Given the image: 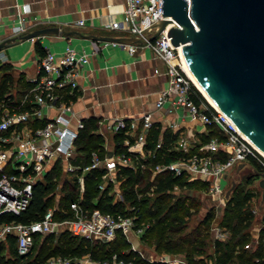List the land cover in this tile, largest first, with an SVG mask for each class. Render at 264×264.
Masks as SVG:
<instances>
[{
	"label": "built area",
	"instance_id": "1",
	"mask_svg": "<svg viewBox=\"0 0 264 264\" xmlns=\"http://www.w3.org/2000/svg\"><path fill=\"white\" fill-rule=\"evenodd\" d=\"M122 10L120 18L111 16L103 25L105 29L119 33L117 37H145L154 31L155 25L167 17L161 13L162 0H121ZM29 13L26 5H21L16 13L15 23L11 28V36L24 35L28 30L25 25L24 14ZM83 20H78L76 26L82 27ZM169 25L162 30L152 41L144 43L123 44L109 42L113 46L121 47L128 54L133 55L141 49H148L163 64L162 71L154 69V74L162 75L165 84L158 93L155 107L165 114H175L181 118L188 117L195 120L208 133L214 129L216 136L206 143L195 138L179 136L170 150L182 153L194 152L188 157L173 160L168 163L155 165L158 171H170L175 176L188 174L192 179L207 181L209 191L213 195H221L222 181L228 175L230 168L239 170L248 166V159H255L264 172V157L254 146L234 128L232 122L216 111L207 103L196 105L190 98L193 91L191 81L186 77L181 62L178 47H173L168 37ZM66 45L60 54L46 50L43 56L36 60V75L29 79L31 86L27 90L20 105L7 108L5 99L0 100V216L2 214L18 215L22 212L30 199L32 185L43 178L56 160L67 163L66 169L76 168L70 163L74 154V141L83 128V121L76 120L71 127L73 112L71 97L77 96L79 90L78 77L88 58L84 52L70 46V40L65 37ZM11 39H9V42ZM8 58L4 49H0V65L6 64ZM29 108L22 109L21 106ZM43 121V125L33 127L34 122ZM154 125L150 113H144L138 118H115L104 124L106 131L116 133H136L134 143L126 141L123 144L129 154L112 153L109 158H100L94 151L90 155V164L83 170L103 168V178L109 177L111 172H117L120 167L132 168L133 160L138 163L150 155L144 150L146 132ZM101 134L100 130L96 131ZM159 137L155 148H160ZM140 166H143L139 162ZM160 171V172H161ZM110 178V177H109ZM257 184H258V179ZM80 191H83L82 178ZM103 191L105 184H99ZM71 217L56 219L54 216L57 207L46 209L42 217L28 224L17 222L0 223V244L5 249L1 253L5 257L7 239L13 237L15 250L18 256L31 253L36 236L41 239L48 235L57 236L62 232L77 238L91 241H112L117 232L130 244L129 250L136 253L147 263L159 264H190L183 258L146 257L129 238L134 232V218L124 214L102 213L97 209L91 211L83 208L80 202L69 205ZM263 210L259 207L258 210ZM259 212V211H258ZM253 212V214L258 213ZM261 212V211H260ZM250 233V241L244 249L253 250L259 240L264 241V211L261 214L259 227L255 234ZM254 233V232H253ZM222 231L216 230L215 241H224ZM258 259H256L257 261ZM264 261V259H263ZM74 264H139L132 261L114 260L110 263L93 261L88 255L74 258ZM197 262V261H195ZM54 261H52V264ZM70 259L63 258L58 264H69ZM216 264L215 258L205 263Z\"/></svg>",
	"mask_w": 264,
	"mask_h": 264
},
{
	"label": "trees",
	"instance_id": "2",
	"mask_svg": "<svg viewBox=\"0 0 264 264\" xmlns=\"http://www.w3.org/2000/svg\"><path fill=\"white\" fill-rule=\"evenodd\" d=\"M34 52L40 57L43 56L45 50L40 45L38 41L34 42ZM31 86V83L24 79L23 74H18L17 76L13 75L11 72V66L9 64L0 65V100L5 99V105L7 108L11 109L12 107H17L20 105L21 100L26 94L27 90ZM202 95L193 88L192 93L189 98L196 104L201 105L202 103L206 104L205 99L201 97ZM73 100V97H71ZM22 109L29 108L28 105L21 106ZM43 121L34 122L33 127L37 125H43ZM97 120L90 117L83 120V128L79 131L77 138L74 141L75 150L77 154L73 159H70V163L76 168L73 171L74 178L72 181L66 180L63 181L62 189H65L67 193L62 194L58 200L57 210L54 212L56 219H63L71 217V211L69 205L73 202H80L84 209L93 210L97 209L102 213L117 214L124 213L123 202H117L115 204L111 203V197L104 192H99L98 184L100 178L104 173V169H89L84 174V190L78 195V183L76 177L83 173V168L90 164V154L92 151H98L99 157L102 158L103 155V137L96 132L97 129ZM124 131H117L112 139L114 140L113 153L115 154H129L127 148L123 145L122 141L124 138ZM179 133H173L169 128L164 129L160 132L158 125H153L146 132V142L144 145V150L150 151L151 155L145 157L144 160L139 161L143 167L138 166L135 171L127 167H120L117 171V174L123 176L124 189L122 191V196L124 202H129L133 206L138 216L135 219L136 225H139V222L145 216H151L156 212L161 205L165 204L168 201L169 194L166 193L174 185L184 184L185 174L175 176L170 171H161L149 181V169L154 167L159 163H168L182 157L190 156L194 150L189 151V153H182L181 151L170 150L173 147V144L176 142ZM217 133L214 129H209L208 133L201 135L200 141L206 143L210 140L211 137L216 136ZM159 137L161 138L160 148H155L156 143L158 142ZM131 143V139H129ZM253 159V158H251ZM255 161V159L253 160ZM61 160H56L47 173L43 176L41 180L36 181L32 185L31 196L26 208L20 212L18 215L13 214H2L0 216V223L3 222H17L22 224H28L33 221L39 220L46 209L51 205V197L49 194L54 191L57 184V176L59 174L56 171L61 167ZM257 164V163H255ZM253 172L252 174L246 177V182L249 184L252 181L256 180L257 177L254 175L257 172H261V166L258 163L257 167L254 164H248ZM72 175V174H71ZM198 182L201 186H208L207 181ZM153 190L155 197L152 199L150 209H141V205L145 202H149L150 198L148 195L149 190ZM97 194V196H96ZM252 198L251 193H245L243 189L234 191L226 199V204L224 207V214L221 220V227L225 228L230 232L229 239L227 241H215L214 243V253L216 255L215 263L216 264H232V261L235 264H264V241L259 240L258 244L253 250L244 249V245L250 241V233L248 228L251 225L253 220V213L250 209L247 208L248 202ZM175 203H182L181 200H177ZM174 203V204H175ZM120 207V208H119ZM119 208V209H118ZM173 206H169V209L172 210ZM183 209V208H182ZM214 213L212 211L208 212L205 215L203 221L197 226V228L187 233L185 236L179 238V242L167 241L166 244L162 242L165 238V227L162 225L164 219L161 218L157 222L160 224L161 228L157 229L155 226H151L145 232L147 233H156L160 244H157L155 247L156 250L160 251L162 249H169L171 247H178L184 243H194L196 242V235L200 234V227L205 226L212 218ZM198 229V230H197ZM57 242L59 244L53 246L52 248L44 247L41 249L40 253L36 254L35 258H32L29 263L25 264H42L41 254H43L47 249L48 256L51 258L53 256H61L67 259L70 258H79L85 255H88L89 258L96 262L101 263H110L114 260H122L124 262L132 261L133 263L139 264H159V263H147L142 260L136 253L132 251L123 252V248H128L129 244L125 238L117 232L114 239L109 242L105 241H91L89 239L77 238L70 236L66 232H62L57 235ZM41 239L39 236L35 237L34 246L31 253L26 256H18L15 250V241L13 237L7 239V250L11 257L4 258L1 255L5 249L3 244H0V264H20L22 260L28 258L35 248L37 240ZM54 239V235H48L42 240L50 242ZM76 239L79 241L74 245ZM163 245H162V244ZM45 249V251H43ZM201 254V252H198ZM256 259H258L256 261ZM190 264H197L199 262H192L189 260ZM69 264H74L70 261Z\"/></svg>",
	"mask_w": 264,
	"mask_h": 264
},
{
	"label": "crops",
	"instance_id": "3",
	"mask_svg": "<svg viewBox=\"0 0 264 264\" xmlns=\"http://www.w3.org/2000/svg\"><path fill=\"white\" fill-rule=\"evenodd\" d=\"M21 5L29 8V13L23 15L25 25L29 27L26 33L58 26L83 34L118 36L103 25L110 16L120 18L121 0H0V42L13 38L11 28ZM80 19L84 23L82 27L76 26ZM65 37L44 35L32 40L17 39L14 43L8 42L3 49L13 75L23 74L26 81L36 75V60L39 56L34 52L35 41L45 51L60 54L67 44ZM67 37L70 46L84 52L88 58L78 77L77 96L71 102L74 114L71 127H74L76 120L83 121L92 117L97 120L96 131L100 130V135L104 137L105 133H112L104 129L107 121L115 118H138L144 113H150L160 132L169 128L173 133L178 132V137L200 140L204 129L195 120L165 114L155 107L165 78L154 74V69L162 71L164 64L151 51L141 49L130 55L109 42L74 35Z\"/></svg>",
	"mask_w": 264,
	"mask_h": 264
},
{
	"label": "water",
	"instance_id": "4",
	"mask_svg": "<svg viewBox=\"0 0 264 264\" xmlns=\"http://www.w3.org/2000/svg\"><path fill=\"white\" fill-rule=\"evenodd\" d=\"M160 20L145 37L83 34L58 26L13 37L79 36L123 44L152 41L168 25V37L191 76L222 114L264 154V0H162ZM9 41H1L0 49ZM244 166L238 164L236 171ZM264 201V172L254 174ZM234 182L225 193L228 199Z\"/></svg>",
	"mask_w": 264,
	"mask_h": 264
},
{
	"label": "rangeland",
	"instance_id": "5",
	"mask_svg": "<svg viewBox=\"0 0 264 264\" xmlns=\"http://www.w3.org/2000/svg\"><path fill=\"white\" fill-rule=\"evenodd\" d=\"M114 34H119L115 32ZM193 85V84H192ZM196 90L197 88L193 86ZM199 92V90H197ZM200 95H202L199 92ZM203 97V96H201ZM204 98V97H203ZM205 99V98H204ZM205 102L210 105L206 99ZM211 106V105H210ZM212 107V106H211ZM115 133H105L103 140H104V146H103V155L102 158H109L111 157V154L113 153V146H114V140L112 139V136ZM123 135L126 138L123 139L122 143L125 144L126 141H129L131 139V143H134V140L136 139V133H123ZM179 139V138H177ZM177 142V140H176ZM175 142V143H176ZM174 143V144H175ZM173 144V146H174ZM75 147V146H74ZM94 152V151H92ZM91 152V153H92ZM98 154V151H95ZM78 153L76 152L74 148V154L75 157ZM79 155V154H78ZM91 155V154H90ZM99 155V154H98ZM151 155V154H150ZM73 159V158H71ZM70 160V159H69ZM254 159L249 158L248 164H254L257 167L258 162ZM61 167L57 169L56 171L59 174L57 176V184L53 192L49 194L51 197V205L49 208L57 207L58 206V200L59 197L67 193L65 189H62V183L65 181V179L72 181V179L75 177L73 174V171H68L66 169L67 163L60 162ZM257 163V164H255ZM133 167L131 170L135 171L137 169L138 163L136 160H133ZM141 168L143 166H140ZM98 169H103L98 168ZM149 181L153 179L155 174L159 173L158 169L154 167H150L149 169ZM87 172V170H83V173L78 175L76 178V181L78 183V195L83 191H80L81 181L83 183V190H84V174ZM253 170L248 165L245 166L244 169L236 171L235 168H230L228 175L225 177V180L222 181L223 185V191L221 192V195H213L209 191V187L201 186V184L198 182L197 179H192L188 174H185L184 178V184H177L174 185L171 189L166 191L167 194H169L168 201L161 205V207L153 213V215L145 216L140 222L139 225H136L134 223V232L130 235V239L132 240L133 244L136 245L140 250L146 255V257H160L161 255H164L166 257L170 258H183L188 261L191 260L192 262H206L209 259H213L216 257L214 253V243L215 240L214 235L215 231L219 230L222 231V234L224 237V241H227L230 236V232L226 230L225 228L221 227V220L224 214V207L226 204L225 199V193L226 191L231 187V183L234 182V188L232 189L230 195L239 189H243L245 193H251L252 198L248 202L247 208L250 209L253 212H258L253 214V220L251 222L250 227L248 228V231L251 232V234H255V231L259 227V221L261 219V214L264 211V203H262V192L257 184V180H254L248 184L246 182V177L250 174H252ZM72 174V175H71ZM110 177V178H109ZM109 177L103 178L101 176L99 184H105V189L101 191L99 188V192H104L108 196L111 197V203H121L123 202V209L124 214L134 218H138L136 215L137 210L129 204V202H124L122 191L124 189L123 182V176H120L117 174V172H111L109 174ZM75 179V178H74ZM98 184V185H99ZM97 196V194H96ZM148 198H150L149 202H145L141 205V209H150L151 208V202L152 199L155 197V193L153 190L148 191V195H146ZM177 200H181L182 203L178 205V203H175ZM175 203V204H174ZM169 206H173L172 210L169 209ZM259 207H262L263 210H258ZM118 208V209H119ZM183 208V209H182ZM212 211L214 213L213 218L205 225L200 227V234L199 236L196 235L195 239L196 242L194 243H184L181 244L178 247H171L169 249H162L160 251L156 250L157 244H160V241L158 240V236L156 233H147L145 232L148 228L151 226H155L157 229H160L161 226L157 222L159 219L163 218V226L165 227V240L162 242L163 244H166L167 241H177L179 242V238L185 236L187 233H190L193 229L197 228V226L203 221L205 218V215ZM261 211V212H260ZM118 213V212H116ZM198 230V229H197ZM254 232V233H253ZM57 236H54V239L50 242H46L42 239H38L37 243L35 245V248L33 250V253L26 259L22 260L20 264L29 263V261L32 258L36 257V254L40 253L41 249L44 247L52 248L53 246L59 244L57 242ZM179 239V240H178ZM79 241V239H76L74 242V245ZM161 243V244H162ZM176 243V242H175ZM129 244V243H128ZM162 244V245H163ZM130 248V244L128 248H123V252H128ZM45 251V249L43 250ZM48 249L41 254V260L42 264H52V261H54L53 264H58L59 260H62L64 257L61 256H53L52 258L48 256ZM198 252H201V254H198ZM11 257L6 251L4 258ZM75 258V257H74ZM74 258H70V261H74ZM232 264H235V262L232 261Z\"/></svg>",
	"mask_w": 264,
	"mask_h": 264
},
{
	"label": "bare ground",
	"instance_id": "6",
	"mask_svg": "<svg viewBox=\"0 0 264 264\" xmlns=\"http://www.w3.org/2000/svg\"><path fill=\"white\" fill-rule=\"evenodd\" d=\"M180 48V46L178 47V49ZM181 62H182V68L183 71L186 75V77L191 81V83L197 88V90H199V92L202 94V96L206 99V101L212 106V108H214L216 111H218L219 113L222 114V112L219 110V108L208 98V96L202 91V89L197 85V83L195 82V80L193 79V77L191 76L189 70L187 69L182 57H181ZM226 121H229L228 119H226ZM230 122V121H229ZM233 124V123H232ZM233 128L240 133L245 139H247L239 130L238 128L233 125ZM248 140V139H247ZM249 141V140H248ZM250 142V141H249ZM251 143V142H250ZM252 144V143H251ZM253 145V144H252ZM254 146V145H253ZM254 148L258 151V153H260L263 157L264 154L257 148L254 146Z\"/></svg>",
	"mask_w": 264,
	"mask_h": 264
}]
</instances>
